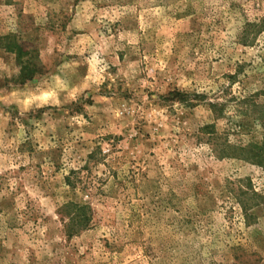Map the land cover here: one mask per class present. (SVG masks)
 Wrapping results in <instances>:
<instances>
[{
  "label": "rangeland",
  "instance_id": "rangeland-1",
  "mask_svg": "<svg viewBox=\"0 0 264 264\" xmlns=\"http://www.w3.org/2000/svg\"><path fill=\"white\" fill-rule=\"evenodd\" d=\"M0 264H264V0H0Z\"/></svg>",
  "mask_w": 264,
  "mask_h": 264
},
{
  "label": "trees",
  "instance_id": "trees-1",
  "mask_svg": "<svg viewBox=\"0 0 264 264\" xmlns=\"http://www.w3.org/2000/svg\"><path fill=\"white\" fill-rule=\"evenodd\" d=\"M74 207V213L70 217L73 216V219H70V224H68V228H70L72 234L74 232H78L80 229L84 227L85 218V204H76L70 203Z\"/></svg>",
  "mask_w": 264,
  "mask_h": 264
}]
</instances>
